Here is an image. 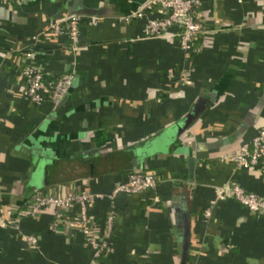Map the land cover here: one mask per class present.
<instances>
[{
    "label": "crops",
    "instance_id": "0c3cea01",
    "mask_svg": "<svg viewBox=\"0 0 264 264\" xmlns=\"http://www.w3.org/2000/svg\"><path fill=\"white\" fill-rule=\"evenodd\" d=\"M146 1L0 0V264H90L80 230L51 229L52 209H19L35 187L109 192L133 168L158 186L117 194L115 249L100 264H264V214L217 191L236 180L264 196L261 169L224 157L264 124V0H201L188 78L177 35L145 36L146 17L121 18ZM87 9L100 19L80 23L78 49L66 32L35 44L46 79L74 73L60 103L35 102L23 50L51 21ZM191 112L177 135L172 125ZM108 206L96 201L100 220Z\"/></svg>",
    "mask_w": 264,
    "mask_h": 264
},
{
    "label": "built area",
    "instance_id": "2783aa9c",
    "mask_svg": "<svg viewBox=\"0 0 264 264\" xmlns=\"http://www.w3.org/2000/svg\"><path fill=\"white\" fill-rule=\"evenodd\" d=\"M201 0H147L138 8L131 9L122 14V19L146 17L144 26L145 36H171L177 35L179 46L183 52V69L181 75L189 74V62L193 52L197 50L198 36L204 31L203 21L197 7ZM157 6L160 12L157 16L148 14L150 8ZM85 14H72L64 22L51 21L42 33L31 36L34 46L24 49V56L30 62L23 67L27 85L25 94L35 102H42L48 98L58 104L69 92L73 85L74 73L65 71L54 80L45 77L41 65L35 59L34 47L40 37L48 32H66L71 40L72 49L76 50L80 42V23ZM100 16H89V24L99 22ZM46 92V94L43 93ZM242 166H251L264 172V124L249 141L243 142L239 147L224 154ZM160 177L150 171L135 168L129 172L127 180L117 181L109 192L94 191L83 185H73L67 192L57 188L40 189L31 195L19 209L20 216H36L45 209L53 210L50 227L53 230L78 229L84 234L85 244L93 250L90 264H100V258L114 251L113 228L116 218L115 198L121 191L127 193L156 191ZM218 198L233 197L244 204L251 212L264 214V196L248 190L238 181H228L217 188ZM107 199L109 206L104 218L100 220L93 211L97 200ZM210 215V208L206 209ZM1 224H5L0 215ZM29 245L37 247L38 238L34 234L28 235Z\"/></svg>",
    "mask_w": 264,
    "mask_h": 264
},
{
    "label": "water",
    "instance_id": "95a60500",
    "mask_svg": "<svg viewBox=\"0 0 264 264\" xmlns=\"http://www.w3.org/2000/svg\"><path fill=\"white\" fill-rule=\"evenodd\" d=\"M85 12L88 13L89 15H91V16L92 15L99 16V14H100L101 11L100 10H97V9H87V10H85ZM192 113L194 114V112H191L190 114H188L187 116H185L181 121L176 122L175 124L172 125L171 128L172 129H175L177 135H179L184 129L187 128V126L191 122ZM45 180H46V178H45ZM45 180H44L43 184H45Z\"/></svg>",
    "mask_w": 264,
    "mask_h": 264
},
{
    "label": "trees",
    "instance_id": "16d2710c",
    "mask_svg": "<svg viewBox=\"0 0 264 264\" xmlns=\"http://www.w3.org/2000/svg\"><path fill=\"white\" fill-rule=\"evenodd\" d=\"M153 8V7H152ZM83 20H88L89 21V17L88 16H86ZM82 20V21H83ZM81 21V22H82ZM39 49V47L38 46H36V47H34V52L36 53L37 52V50ZM23 54H24V51H23ZM30 58H28V57H25V62H24V64H23V66H25L26 64H28L29 62H30ZM101 131H98V133H100ZM133 169H135V168H133ZM132 169V170H133ZM141 169H143V168H141ZM145 170V169H144ZM40 189H43V188H38V187H35V188H33V190H32V194L31 195H33L36 191H38V190H40Z\"/></svg>",
    "mask_w": 264,
    "mask_h": 264
}]
</instances>
